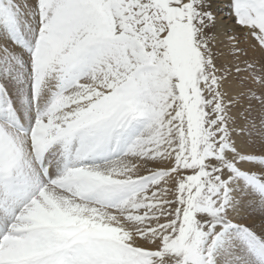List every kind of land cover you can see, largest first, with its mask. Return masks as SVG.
Wrapping results in <instances>:
<instances>
[{"label": "snow or ice", "instance_id": "obj_1", "mask_svg": "<svg viewBox=\"0 0 264 264\" xmlns=\"http://www.w3.org/2000/svg\"><path fill=\"white\" fill-rule=\"evenodd\" d=\"M0 264H264V0H0Z\"/></svg>", "mask_w": 264, "mask_h": 264}]
</instances>
